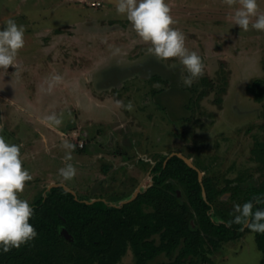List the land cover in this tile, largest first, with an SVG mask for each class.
Listing matches in <instances>:
<instances>
[{"label":"rangeland","instance_id":"rangeland-1","mask_svg":"<svg viewBox=\"0 0 264 264\" xmlns=\"http://www.w3.org/2000/svg\"><path fill=\"white\" fill-rule=\"evenodd\" d=\"M166 2L173 27L205 66L190 88L179 59L148 53L149 45L116 13L117 0H0V28L9 19L25 28L17 67L0 71V135L21 146L32 180L18 195L31 206L58 183L84 201L120 206L151 186L152 167L171 154L189 159L208 181L217 223L232 221L234 205L264 185V103L249 93L255 80L264 89V32L234 24L238 3ZM258 3L264 11V0ZM54 74L62 80L49 89ZM117 101L131 102L132 110ZM65 141L74 148L63 147ZM66 163L76 167L71 180L58 174ZM181 247L152 264L173 260ZM261 260L253 233H246L184 264ZM118 264H134L131 253Z\"/></svg>","mask_w":264,"mask_h":264},{"label":"trees","instance_id":"trees-1","mask_svg":"<svg viewBox=\"0 0 264 264\" xmlns=\"http://www.w3.org/2000/svg\"><path fill=\"white\" fill-rule=\"evenodd\" d=\"M262 85L255 80L249 87L256 103H264ZM151 181L145 192L121 206L103 200L87 204L62 187L44 190L32 204L35 212L29 221L37 238L0 253V264H118L127 252L134 264H152L162 254L171 256L181 244L173 260L158 264H184L204 250L211 254L221 244L253 233L243 223L229 226L214 221L208 181L202 179L204 199L198 172L181 158L156 162ZM174 183L182 188L186 202H180ZM248 201L254 210L264 208V185L249 193ZM61 228L73 241L60 234ZM253 235L264 264V233Z\"/></svg>","mask_w":264,"mask_h":264},{"label":"clouds","instance_id":"clouds-1","mask_svg":"<svg viewBox=\"0 0 264 264\" xmlns=\"http://www.w3.org/2000/svg\"><path fill=\"white\" fill-rule=\"evenodd\" d=\"M235 7L232 15L234 24L247 31L251 26L259 32H264V11L260 10L258 0H226ZM116 13L123 15L131 24L136 35L149 45L147 51L159 60L179 59L187 73L183 79L185 87L190 88L204 75V63L201 56L190 51L185 44V34L173 27L177 22L171 15V9L166 0H117ZM25 46V28L9 19L6 26L0 28V71L7 72L9 67L16 68L19 51ZM62 76L54 74L49 80V89L61 82ZM117 106L132 110L129 102L117 101ZM55 124L61 121L49 117ZM20 145L9 143L0 135V253H7L34 241L38 232L29 221L34 215L30 203L19 197L24 191L27 181L32 180L29 171L23 167ZM63 147L73 149L74 146L65 141ZM71 159V153L66 155ZM58 174L64 180H71L76 175V167L66 163L58 169ZM235 215L232 223L245 224L253 233H264V208H256L252 201L234 205Z\"/></svg>","mask_w":264,"mask_h":264},{"label":"water","instance_id":"water-1","mask_svg":"<svg viewBox=\"0 0 264 264\" xmlns=\"http://www.w3.org/2000/svg\"><path fill=\"white\" fill-rule=\"evenodd\" d=\"M173 156H177V157L181 158L190 168H192V169H194V170H196L198 172V180H199L200 185L202 186V174L200 173V171L198 170V168L195 167L189 159H187L186 157H184V156H182L180 154H171L169 157H167V160L170 159ZM53 187H62L65 191H67V192L73 194L74 196H76V194L72 190H70L65 185L59 184V183L58 184H52V185H50L48 187L47 191H49ZM138 194H140V192L139 191H136L129 200L121 203V205L126 204V203H129V202L135 200L136 197L138 196ZM177 195H178V193H177ZM202 195H203V198L206 199V194H205V191H204L203 186H202ZM95 201H98V200H94V201H83V202H85L87 204H90V203H93ZM60 234L63 237H65L67 240L73 241L72 236L64 228H61L60 229Z\"/></svg>","mask_w":264,"mask_h":264}]
</instances>
